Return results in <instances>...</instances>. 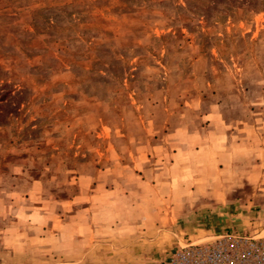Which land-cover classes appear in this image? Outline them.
Returning <instances> with one entry per match:
<instances>
[{
  "label": "rangeland",
  "instance_id": "rangeland-1",
  "mask_svg": "<svg viewBox=\"0 0 264 264\" xmlns=\"http://www.w3.org/2000/svg\"><path fill=\"white\" fill-rule=\"evenodd\" d=\"M263 96L264 0H0V264H158L202 229L264 237L256 165L216 211L161 209L191 202L190 177L139 210L82 190L212 110L262 126Z\"/></svg>",
  "mask_w": 264,
  "mask_h": 264
},
{
  "label": "crops",
  "instance_id": "crops-1",
  "mask_svg": "<svg viewBox=\"0 0 264 264\" xmlns=\"http://www.w3.org/2000/svg\"><path fill=\"white\" fill-rule=\"evenodd\" d=\"M257 110L260 117L257 122H262V126H251L247 112L239 120H230L222 111L212 110L199 119L193 130H185L186 126L177 128V139H164L138 147L127 161L117 165L120 168L112 171L114 175L95 172L94 175L104 180L92 183V186L84 185L82 190L87 188L95 192L103 189L110 194L122 195V200L130 201V207L134 205L135 210H139L138 203L151 201L154 194L173 193L169 186L174 177H190L188 182L179 181L175 193L192 194L191 202L182 200L173 205L163 197L161 209H222L234 190L232 178L254 176L253 165L264 168V106H259ZM106 180L114 185H107ZM240 183L243 181L240 180ZM147 203L149 207L145 209L153 210L150 202ZM177 216L181 219L183 215L178 213ZM219 220L226 224L227 219ZM133 224H139V221ZM201 233L212 237L221 235L212 227L200 230L198 236Z\"/></svg>",
  "mask_w": 264,
  "mask_h": 264
},
{
  "label": "built area",
  "instance_id": "built-area-1",
  "mask_svg": "<svg viewBox=\"0 0 264 264\" xmlns=\"http://www.w3.org/2000/svg\"><path fill=\"white\" fill-rule=\"evenodd\" d=\"M158 264H264V237L226 233L182 247Z\"/></svg>",
  "mask_w": 264,
  "mask_h": 264
}]
</instances>
